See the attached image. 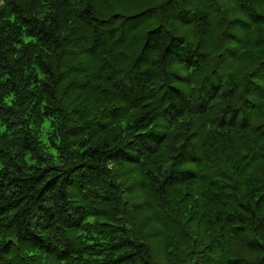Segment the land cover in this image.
Listing matches in <instances>:
<instances>
[{
	"label": "trees",
	"instance_id": "16d2710c",
	"mask_svg": "<svg viewBox=\"0 0 264 264\" xmlns=\"http://www.w3.org/2000/svg\"><path fill=\"white\" fill-rule=\"evenodd\" d=\"M0 264H264V0H0Z\"/></svg>",
	"mask_w": 264,
	"mask_h": 264
}]
</instances>
